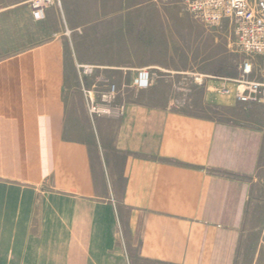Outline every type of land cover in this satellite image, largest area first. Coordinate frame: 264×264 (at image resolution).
Returning a JSON list of instances; mask_svg holds the SVG:
<instances>
[{
    "label": "crops",
    "instance_id": "0c3cea01",
    "mask_svg": "<svg viewBox=\"0 0 264 264\" xmlns=\"http://www.w3.org/2000/svg\"><path fill=\"white\" fill-rule=\"evenodd\" d=\"M28 1L0 0V264H264V124L179 0Z\"/></svg>",
    "mask_w": 264,
    "mask_h": 264
},
{
    "label": "built area",
    "instance_id": "2783aa9c",
    "mask_svg": "<svg viewBox=\"0 0 264 264\" xmlns=\"http://www.w3.org/2000/svg\"><path fill=\"white\" fill-rule=\"evenodd\" d=\"M179 2L183 11L205 29L225 26L233 37L236 48L250 57L239 64V74L235 78L210 75L205 78L230 84L237 102L261 104L264 108V0H179ZM27 4L31 15L35 19H42L46 10L52 5H59L60 0H29ZM93 70V67L88 65H78V72L82 76L92 74ZM149 77L150 73L142 71L137 78V86L146 87L149 84ZM203 78L194 75L193 81L197 85H203ZM219 89L222 93L230 92L227 86L221 85ZM82 91L91 116L110 113V109L101 103L112 96L113 85H110L108 92L99 94V97L94 89L83 87Z\"/></svg>",
    "mask_w": 264,
    "mask_h": 264
},
{
    "label": "rangeland",
    "instance_id": "374dc122",
    "mask_svg": "<svg viewBox=\"0 0 264 264\" xmlns=\"http://www.w3.org/2000/svg\"><path fill=\"white\" fill-rule=\"evenodd\" d=\"M196 29V39L200 52H203L215 63L213 75H220L221 72L230 78L237 77L239 64L245 59H250V57L236 48L228 29L225 26L205 29L199 24ZM253 60L255 62V58ZM245 106V111L250 116H254L258 122L264 124V117H262L264 108L261 104L246 103Z\"/></svg>",
    "mask_w": 264,
    "mask_h": 264
}]
</instances>
